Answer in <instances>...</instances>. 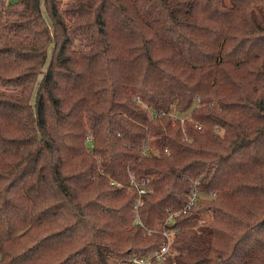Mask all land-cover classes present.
I'll return each mask as SVG.
<instances>
[{
	"label": "trees",
	"instance_id": "trees-1",
	"mask_svg": "<svg viewBox=\"0 0 264 264\" xmlns=\"http://www.w3.org/2000/svg\"><path fill=\"white\" fill-rule=\"evenodd\" d=\"M135 258L264 264V0H0V264Z\"/></svg>",
	"mask_w": 264,
	"mask_h": 264
},
{
	"label": "built area",
	"instance_id": "built-area-1",
	"mask_svg": "<svg viewBox=\"0 0 264 264\" xmlns=\"http://www.w3.org/2000/svg\"><path fill=\"white\" fill-rule=\"evenodd\" d=\"M132 180H131V183L136 187V188H139L140 189V193H143L145 192L146 190L142 187L139 183L136 182L134 176L132 175ZM142 185H144V182L142 183ZM197 199V195L196 194H193V196H191L189 198V203L187 204L186 208L187 209L188 207H190L194 202L195 200ZM142 203V200L139 199L138 201V204H141ZM165 235L167 236L168 238V243L164 244L161 249L157 252L156 254V258L158 260L159 263H162L165 259H166V254L167 252L169 251V242H170V239H171V234L165 232ZM134 262L136 264H150V260L149 259H145V258H142V259H134Z\"/></svg>",
	"mask_w": 264,
	"mask_h": 264
},
{
	"label": "rangeland",
	"instance_id": "rangeland-1",
	"mask_svg": "<svg viewBox=\"0 0 264 264\" xmlns=\"http://www.w3.org/2000/svg\"><path fill=\"white\" fill-rule=\"evenodd\" d=\"M88 143L90 144V142H88ZM200 196H202V194H200L199 197H200ZM199 197H198V198H199ZM196 200H197V199H196ZM196 200H195V201H196ZM178 215H180V212H176L175 214L170 215V217L168 218V222H169V223H173V221H174V220H173L174 216H178ZM167 232H168L169 234H172V233H173V231H167Z\"/></svg>",
	"mask_w": 264,
	"mask_h": 264
}]
</instances>
